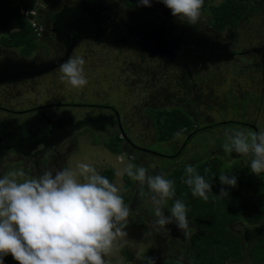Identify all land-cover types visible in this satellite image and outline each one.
Listing matches in <instances>:
<instances>
[{
    "label": "rangeland",
    "instance_id": "rangeland-1",
    "mask_svg": "<svg viewBox=\"0 0 264 264\" xmlns=\"http://www.w3.org/2000/svg\"><path fill=\"white\" fill-rule=\"evenodd\" d=\"M77 1L49 0V3L54 10H59L63 4L73 5ZM221 1L210 0V3L216 5ZM34 2L42 3L41 0ZM110 2L115 6L119 4L117 7L126 13L121 16L127 20H133L130 14L139 12L142 17L157 18L156 21L168 20L173 24H184L214 34L208 24L207 14L201 13L197 25L193 26L181 22L172 13L162 15L156 7V0H152L150 7L142 6L134 10L129 7L128 9L122 0ZM262 5L263 0H258L251 15L246 13L234 27L226 28L219 35L221 39L230 42L232 50L240 52L239 55L228 61L213 63L191 76L149 53L83 40L73 48L66 60L72 56L84 58V70L88 80L85 87L73 88L60 79L62 73L59 66L62 63L40 76L0 85V106L19 111L5 113L0 110L2 117L25 116L34 112L35 109L32 108L38 107L37 110L47 115L60 112V116L69 117L72 114L77 120L76 128L67 136L65 130L58 129V143L53 145L51 152L43 153L47 157L39 164L40 173L31 167L30 159L12 153L13 164L3 172L4 175L23 170L26 173L25 178H35L47 169L54 170L55 175V170L75 168L79 163L91 164L99 173L103 169L111 168L114 170L112 182L121 189L123 198H128L125 204L130 206L131 212L126 227L122 229L125 235L118 240L113 252L105 257L108 264H163L167 260L192 264L186 260L180 247L185 236L176 222L166 225V232H156L152 227L155 217L149 211L151 204L141 203L138 196L139 185L131 179L132 193H128L123 189L124 176L118 177L116 171L127 163H132L147 168L151 175H166L174 168L195 165L210 156H219L226 166H249V157L235 152L227 155L222 145L226 129H264V53L247 52L251 48L264 45ZM37 18L42 23L47 19L43 16ZM39 38L38 41L43 43V38ZM45 44L37 47L32 57L36 55L38 60H42L64 55L63 50L59 52L55 49L57 46L54 48V40L49 39ZM18 55V50L7 48L1 58L15 59ZM108 107L118 112L122 130L132 143L145 150L136 151L126 144L125 151L117 155L104 146V140L120 131L116 124H104L103 128L100 126L97 116L110 113L111 109ZM162 107H182L196 126L213 123L214 126L194 134L186 145L189 136L187 131L171 140L159 141L152 120L156 112L150 108ZM231 120L235 122L222 124ZM241 123L255 126L253 129ZM184 145L182 153L176 157H159L154 154L179 153ZM16 159L26 162L29 168L18 164ZM2 176L1 174L0 177ZM133 192H137L135 202H132ZM167 208L166 204L165 216H171ZM139 220L144 222L142 226L133 225V222ZM243 225L236 223L231 228L241 233ZM250 245L251 243L245 247ZM247 261L251 262L247 259L245 263L242 261L236 264H246Z\"/></svg>",
    "mask_w": 264,
    "mask_h": 264
},
{
    "label": "clouds",
    "instance_id": "clouds-1",
    "mask_svg": "<svg viewBox=\"0 0 264 264\" xmlns=\"http://www.w3.org/2000/svg\"><path fill=\"white\" fill-rule=\"evenodd\" d=\"M157 2L169 8L181 22L193 26L200 20L204 6V0ZM138 4L150 7L152 0H138ZM37 5L40 4L34 7L36 14ZM84 65L83 57H69L59 66L60 79L73 88L85 87L88 80ZM119 132L125 142L127 135L123 130ZM224 135L222 148L227 155L235 152L249 157L251 172L257 176L264 173V129H226ZM53 171L47 169L35 178H25L23 170L0 177V264L9 254L18 264H108L105 257L125 235L122 229L131 212L121 189L88 163L57 169L55 175ZM208 171L205 169V173ZM185 172L183 182L192 195L207 201L212 183L191 165ZM125 174L139 185L141 203L150 202L156 232H166V225L175 221L184 236H190L183 200L174 201L169 209L171 216L164 213L167 201L176 194L173 180L164 174L151 175L147 168L132 163L116 171L118 177ZM219 180L223 185L237 186L236 175L222 171ZM220 195L227 196L228 191L222 187Z\"/></svg>",
    "mask_w": 264,
    "mask_h": 264
},
{
    "label": "trees",
    "instance_id": "trees-1",
    "mask_svg": "<svg viewBox=\"0 0 264 264\" xmlns=\"http://www.w3.org/2000/svg\"><path fill=\"white\" fill-rule=\"evenodd\" d=\"M37 0H0V46L16 49L19 55L31 57L37 47L42 45L39 37L19 8L31 9L36 6ZM131 9H140L138 0H122ZM258 0H222L214 5L210 0H204L202 14L208 15L209 26L219 32L228 27H234L246 14L255 11ZM38 6V5H37ZM39 7V6H38ZM156 7L162 15H168L171 10L163 3L157 2ZM163 61V60H162ZM156 112L153 124L159 141H168L177 137L176 133L189 132L188 139L199 131L213 127L196 126L193 119L182 107H162L152 109ZM198 127V128H197ZM116 132L103 141L104 146L114 154L125 151L126 143ZM179 150L174 157L180 155ZM189 166V165H188ZM193 166L197 172L205 176L212 183V191L208 193L209 199L204 201L193 196L191 189L183 180L186 178L187 166L174 168L165 176L175 182V197L167 201L168 210L176 199H181L187 207V217L191 234L180 243L186 260L192 264H236L249 259L254 264H264V238L254 243L248 249H243L240 235L231 228L237 222L247 226L258 225L264 220V173L260 176L252 173L250 167L232 164L226 166L219 156H210ZM205 169L209 171L205 173ZM236 175L237 186L223 185L219 180L221 172ZM101 175L111 182L114 170L103 169ZM123 189L131 192L132 180L124 175ZM228 191L227 196H221L220 190ZM126 203L128 198H123ZM170 212V210H169ZM171 215V212H170ZM143 221L133 222V225L142 226ZM146 259V258H145ZM4 264H18L11 254L4 257ZM163 264H184L179 260H167Z\"/></svg>",
    "mask_w": 264,
    "mask_h": 264
},
{
    "label": "water",
    "instance_id": "water-1",
    "mask_svg": "<svg viewBox=\"0 0 264 264\" xmlns=\"http://www.w3.org/2000/svg\"><path fill=\"white\" fill-rule=\"evenodd\" d=\"M116 18L112 8L101 5L97 0L77 1L61 11L51 27L56 39L65 45V54L57 60L39 63L25 58H3L0 60V85L45 74L63 63L83 40L146 52L175 66L198 63L204 66L206 63L228 61L235 56L227 43L191 26L147 21L132 25L123 18ZM37 120L34 117L27 122L33 124ZM59 120L61 122V118ZM68 134L65 133L66 136ZM123 137L127 138L124 133Z\"/></svg>",
    "mask_w": 264,
    "mask_h": 264
},
{
    "label": "flooded vegetation",
    "instance_id": "flooded-vegetation-1",
    "mask_svg": "<svg viewBox=\"0 0 264 264\" xmlns=\"http://www.w3.org/2000/svg\"><path fill=\"white\" fill-rule=\"evenodd\" d=\"M97 1L103 6H108V7L112 8L113 12L116 14V17H117L116 19L123 18L124 21H126L132 25H137L143 21H147V22H150L152 24H157V23L173 24L171 21H168V20L156 21L157 18L152 19V18H149L146 16L142 17L141 13H139V12H133L134 14L133 13L130 14L133 16V20H127L123 16H121V15H124L126 13H124L123 11L120 10L119 7H117V6H119V4H116L117 6H115L114 4H112V2H110V0H97ZM41 2L42 3L39 5L38 10H37V16L38 17L43 16L44 18H47L46 19L47 21L45 20V23L40 22L42 25V32H41L40 36H41V38H43V43H41L42 44L41 46H43L47 40L52 39V40H54V43H55L54 48L57 46L55 48L56 50H58L59 52H61L60 50H63L65 52V45L56 39L55 33L52 32L51 27H52V23L56 19V16L61 11L73 6L74 4L73 5L63 4L59 10H54V7H52L50 5L49 0H41ZM262 6L264 7V0H263ZM252 13L249 12L248 14L251 15ZM185 26H187V25H185ZM188 27H190V26H188ZM194 29L200 33L207 34L216 40L227 43L232 50L231 43L220 38L219 35L222 32H219V31L212 29L214 31V34H210V33L205 32V31H200L197 28H194ZM10 49H12V48H10ZM6 50H7V48L0 46V60L3 59V58H1V54L3 52H5ZM249 51L263 52L264 53V45L261 47L251 48L247 52H249ZM234 52H235V57L237 55H239V53H240L238 51H234ZM153 56H156V55H153ZM33 57L31 56V57L26 58V57L21 56V55L17 56V58H25L28 60L30 59V60H33L34 62H37V63L44 62V61L57 60V59L61 58L62 56L58 57V58H53L51 56V57H47V58L42 59V60L41 59L38 60L36 58V55L35 56L33 55ZM17 58H15V59H17ZM164 63H166V62H164ZM211 64H213V63H206L204 66H202L200 63H198L196 65L195 64H187L186 66H175V65L174 66L177 67V69L180 72L185 73L188 76H191L192 73H194L198 70L206 69ZM55 68H57V67H55ZM24 81H25V79H24ZM18 82H22V80L18 81ZM5 84H13V83H5ZM37 108L36 107L32 108V109H35L34 112L26 114L25 116L24 115L20 116V117H18L17 115H12L14 117H9L10 115L9 116L6 115L3 117L0 116V175L1 174L4 175L3 172H5V170L8 167L12 166V164H13L12 155H11L12 153L13 154L15 153L14 155H16L18 157L30 159V161L32 163L31 167L33 169L37 170L38 173H40L39 164L43 163L42 159L44 157H47V156L43 155V153L45 151H47V153L51 152V149L54 148L53 145L58 143V133H57L58 129H62L63 131L65 130L66 133L69 132V134H71L72 129L76 128L77 120H75L73 118L72 114L68 115L69 117H63V116H60V112H59V113H52V114L50 113L51 114V116H50V114L47 115L43 111L37 110ZM108 108L111 109L110 113L99 114V116H97V119L101 124L100 126L103 128L104 124H108L109 126H113L116 124L117 128L120 131H122L121 122H120L118 112H116L112 107H108ZM0 110L5 112V113L19 112L17 110L16 111L11 110L9 108H5L2 106H0ZM20 112H21V110H20ZM34 117H36V119H38V120L33 124H28L27 120L32 119ZM60 118H61V122L59 120ZM232 122H235V121H233V120L224 121V123H222V124L232 123ZM58 123H60L59 124L60 126H58ZM241 124H244L247 126L249 125L253 129L255 126L253 124H247V123H241ZM188 141H189V139L185 142V145L187 144ZM124 143H126L128 146H131L136 151L145 150V149L140 148L139 146L138 147L134 146L135 144H133L131 140L129 142L126 139ZM185 145L182 146L181 148L183 149L185 147ZM44 154H46V153H44ZM154 154L158 155L159 157H174L177 153L170 154V155L163 154V153H159V154L154 153ZM16 162L18 164H20L21 166L27 168V169L29 168L25 161H24L25 163H22L21 161H18V160ZM132 196H133L132 202H135L136 198H137V192H133ZM131 206H132V204H131ZM238 223L240 224L241 222H237V224ZM234 224H236V223H234ZM241 224H244V223H241ZM242 230L243 231L241 233H238L237 231L236 232L241 237V244H242L243 249H248L249 247H251V245H253L256 242L257 239L264 238V220H263V222L259 223L258 225H254V226H247L244 224ZM250 243H251V245L248 248H246L245 246L247 244H250ZM243 262L245 263V261H243ZM250 263L251 262H249V261L246 262V264H250Z\"/></svg>",
    "mask_w": 264,
    "mask_h": 264
},
{
    "label": "built area",
    "instance_id": "built-area-1",
    "mask_svg": "<svg viewBox=\"0 0 264 264\" xmlns=\"http://www.w3.org/2000/svg\"><path fill=\"white\" fill-rule=\"evenodd\" d=\"M19 12L26 18L29 27L33 29L34 33L37 36H40L42 32V25L36 18L35 8H31V9L20 8Z\"/></svg>",
    "mask_w": 264,
    "mask_h": 264
},
{
    "label": "crops",
    "instance_id": "crops-1",
    "mask_svg": "<svg viewBox=\"0 0 264 264\" xmlns=\"http://www.w3.org/2000/svg\"><path fill=\"white\" fill-rule=\"evenodd\" d=\"M118 155V154H117Z\"/></svg>",
    "mask_w": 264,
    "mask_h": 264
}]
</instances>
